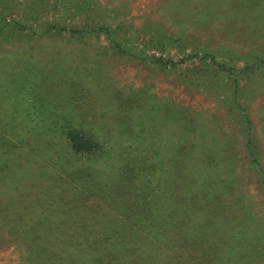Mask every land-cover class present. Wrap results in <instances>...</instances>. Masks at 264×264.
<instances>
[{
    "label": "rangeland",
    "instance_id": "obj_1",
    "mask_svg": "<svg viewBox=\"0 0 264 264\" xmlns=\"http://www.w3.org/2000/svg\"><path fill=\"white\" fill-rule=\"evenodd\" d=\"M110 229L133 235L90 248ZM185 239L189 264H264V0H0V264Z\"/></svg>",
    "mask_w": 264,
    "mask_h": 264
},
{
    "label": "trees",
    "instance_id": "obj_2",
    "mask_svg": "<svg viewBox=\"0 0 264 264\" xmlns=\"http://www.w3.org/2000/svg\"><path fill=\"white\" fill-rule=\"evenodd\" d=\"M68 140H69V144L71 145V149L74 151L75 154L81 153L87 159L95 158V157L100 155L99 152L91 151L92 149L97 147V143L95 142V140L89 138V136L84 135L83 133L71 134L68 136ZM88 188L90 189L91 186L89 185L87 187V189ZM85 192H82L80 194V196L81 195L83 196L82 204L80 203L81 201H78L80 204L81 210H83V211H86L85 206L88 204L89 199H90L88 196L91 195L89 193V194H86L84 196L83 194ZM85 201L87 202L86 205L84 204ZM142 206L143 205L139 201H136V202L134 201V210L138 211L140 208H142ZM75 224L78 225L79 224L78 221H76ZM167 231L168 230H166V232L165 231L164 232L168 233ZM160 234L164 235V233H162V232H154L151 230L150 232H148L146 234V239L147 240L154 239L155 241L157 239V243H158V239H159ZM91 235H92V232H91ZM101 235L100 236L96 235V237L94 236L95 241H94V244L90 248L99 247V245L103 246V245L112 244L113 242H117V241H121V240H126L125 236L133 235V231H130V233H127V231H117L115 229H112V230L110 229L109 231H107L106 233H103ZM180 242H181V244H179V245L176 243L171 244L172 247H174V249H172L173 255H172V258H170L166 264H189L187 262V260H188V257L190 255L189 254L190 253V249H189L190 242L187 239H185L183 241V243H182V241H180ZM123 254L124 253H121L118 250L110 249V250H107V254H106L104 259L96 260V261H94L93 264H116L118 262L119 258H123ZM212 263H214V262H212ZM212 263H210V264H212ZM205 264H209V263L206 262Z\"/></svg>",
    "mask_w": 264,
    "mask_h": 264
}]
</instances>
